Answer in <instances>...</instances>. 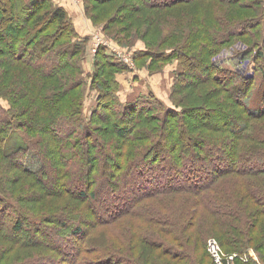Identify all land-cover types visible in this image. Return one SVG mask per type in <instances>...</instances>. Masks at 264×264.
<instances>
[{"label":"rangeland","instance_id":"obj_1","mask_svg":"<svg viewBox=\"0 0 264 264\" xmlns=\"http://www.w3.org/2000/svg\"><path fill=\"white\" fill-rule=\"evenodd\" d=\"M133 1L135 0H128L127 3ZM67 2L65 5L72 7L70 16L76 29V33H74L76 36H72L73 40L76 41L79 39L78 36H82L78 32L80 25L93 31L90 34L88 46L90 52H88V48L84 52L82 51V56L85 54V58H82L80 63L84 71L82 75L87 83L90 79L86 75L87 70L93 69L92 56L94 53H92L91 47L94 45L92 42L93 33L95 32L98 38L110 41L131 55L132 62L137 67L136 69L144 70L150 76L148 80L150 84H147V86L157 89L158 94L161 95L159 97L165 104H171L174 102V98L175 100L182 98L178 101V106L199 107L198 105L204 99H209V105L213 108H216L215 106H229L228 109H230L231 106L236 105L235 101L223 89L219 88L218 84L210 80L199 86L195 85L194 87L180 89L172 95V85L176 79H173L171 84L167 85L165 74L167 69L168 73L174 78L176 72H181V67L185 68V66L190 67L192 74L198 76H211V74L206 72L204 63L199 61L197 57H193V60L186 58L188 60L187 65H182V62L179 64L180 60L178 61L176 57H173L170 61L168 59L161 60V58L164 49L168 48L169 50L170 47L186 42L190 37L194 38L203 33L201 31L203 26L205 28L204 32L207 31L208 27L224 32L226 27L235 24L237 29L242 30L240 32L234 30L230 43L224 45L212 58L214 60L213 64L217 67H225L228 70L235 71L245 77L256 75L249 90V96H247L248 104L251 105L250 108L257 107L258 102L263 97L264 79L254 69L252 56L243 58V54L247 52L248 45L255 44L254 41L259 37V33H256L259 26L255 28V25L258 24L260 6L263 2L264 7V0H227V2L222 0H153L155 3L154 8H141V11H137L138 9L134 11L124 10V4H127L124 0H100L96 2L95 6H92L94 2L91 1H87V4H85V0H68ZM74 13L78 16L73 15ZM116 14L121 17L113 24H109ZM253 20H255L253 24H256L253 27L246 28L245 25ZM262 25H264V21H262ZM121 29H124V32L119 34L118 32ZM4 48V44L0 43V49ZM34 50L36 51V47ZM154 52L158 54L156 55ZM136 54H138L137 58ZM6 55L4 53L3 56H0V64ZM23 56L28 57V54H23ZM55 59L56 56L51 58L52 61ZM18 73L19 70H14V65L13 67L7 64L0 65V74L12 79L15 85V90L12 93L16 94L21 91L22 86H27L23 80L22 71L19 75H17ZM188 79L191 78L188 77ZM79 89V86H77L74 92H78ZM212 89H215L216 92L208 96L207 91ZM95 95L94 88L88 87L83 107L86 116L94 108ZM25 100V92L21 91L20 101L25 103ZM11 102L7 96L6 98L0 97V104L4 108L11 107ZM14 105L16 109L18 106L16 107V103ZM27 109L28 107L24 108L28 118L30 117V111ZM262 121H264V117L254 120L258 123ZM103 122L105 121L103 120L101 123ZM230 124L235 125L238 123L231 122ZM66 125L65 123L62 125L50 124L48 130L41 131V133H44L41 135H39L40 131L38 130L33 132L31 129L20 127L18 133L22 139L17 134H12L8 139H5L4 143L0 141V193L17 206L12 205V211L7 210L4 215L6 218L15 216L17 211L22 210L28 215L38 216L41 219L31 220L32 223H28L26 220L23 223V233L10 234L14 238L23 235L25 239L29 235L35 236L30 242L33 241L36 245L31 247H23L20 245L19 240L5 239L3 238L4 234L0 235V264H22L23 262H33L32 264H210L212 259L208 256L207 241L211 238L217 241L222 251L225 248L231 251L229 253H237L247 259L251 257L264 264V215L255 214V210L260 209L261 204L259 202L264 200V173L256 172L258 174L242 175L235 174L233 171L230 173L224 171V175L221 176V170H227V165L233 164L232 161L225 157L223 152H217V160L223 165L209 167L206 158V160H196L191 156L188 151L193 150L191 145L193 141L188 140L186 143L189 150L185 153H182L181 147H177L175 150L178 149V153L174 156L175 151L161 145V153L158 158L153 156L142 157L141 163L136 166V170L132 168L136 173V176L130 180L133 183L132 186L129 184L124 187L122 195L118 196L119 189L114 179V172L116 171V162L122 158L119 157L120 159H118V156H116L118 147L113 140L115 136L108 130L99 136L101 140L99 143L102 144L103 151L109 155V159L106 166L102 165L107 169L104 175H100L97 178L98 180L96 179V182H98L96 197L82 200L78 195H75L77 189L82 190L84 187L82 185L84 178L83 166L79 169L76 167L74 171L71 167L63 165L65 172L68 169L72 170L64 181V189L67 193H53L54 184L58 180L56 171L53 169L52 160H57L56 158L59 159L60 157L54 153L50 154V151L46 153L45 176L40 180L46 189L42 192V186L34 182V178L25 177L22 167L19 165L23 163L30 164V166L35 164L32 161L33 157L28 156L27 160L24 159L22 163L17 159L14 163L10 159H5V156L13 153L19 146L26 145L25 142H30L26 139V132L33 137L29 139L33 141L34 149L39 150L37 147L47 149L49 141H53L50 134H53L52 132H56V130L62 133ZM105 125L103 124V126ZM202 131L208 133L205 128H202ZM204 136L202 135V138ZM39 137H42V139H39ZM144 138L146 139L144 143L150 142L151 137L144 135ZM117 141L120 142L119 139ZM125 146H121L124 155L128 152H136L134 144ZM193 151L199 153L201 150L195 148ZM61 152L65 153L66 151L60 149ZM212 153L214 154L210 149L209 155ZM98 158V155L93 156V162L98 163ZM188 159H190V162H188ZM108 164L110 165L109 169ZM185 169H190L186 178H184L186 173H181ZM193 175H197V179ZM204 176L206 178H203ZM235 176H237V179L234 182ZM213 177L218 178L215 180L216 182L219 181L220 189L232 187L234 195L230 193V195L224 196L223 201L217 199V202H210V204L204 206L202 204H207L208 201L204 198L200 201L197 193L189 188L194 182H204L205 179ZM243 179L248 181L247 186L244 184ZM234 183H237V185L234 186ZM163 185L174 188L171 191L167 189V191L163 190L164 192H161ZM112 186L113 191L110 189ZM243 187L248 189L250 193L257 194L258 197L261 196L263 200H259L258 197L256 199L248 197L249 192L244 190ZM208 188L210 189V186ZM207 189L205 188V190ZM144 191L147 194L142 197L139 206L130 207L136 201V197ZM114 192L116 194L113 195ZM247 192L246 198L243 194ZM207 195L208 192L204 191L203 196L208 199ZM91 203H93L95 210L103 213L104 216L102 215L101 219L104 221L98 223L87 220L88 224H81L84 230L90 228V223L95 224V226H91L90 235L93 238V243H88L89 248H87L85 242L77 247L74 245V243H77L76 238L79 241L81 240L82 233L71 232V227L61 226V235L51 234L53 228L58 227L56 225L50 227L53 224L51 218L55 219L57 215V225H61L63 213L82 217L89 216ZM211 204L219 206L220 210L210 207ZM232 204H235L236 208H233ZM216 211L219 214L218 216ZM189 214L191 217L187 235L186 232L178 235L175 231L180 230L181 232L185 228L184 220L187 221ZM194 214H198L196 220L193 218ZM168 218L176 219L177 225L157 223L158 220L164 221ZM48 223H50L49 227H47ZM66 223L76 227V224H73L71 220L66 219ZM5 224L4 219L3 225ZM234 225L236 227L241 226V228L237 230ZM162 228L171 229V231L162 232ZM43 231L46 233L43 234ZM231 234L234 236L231 237ZM162 237L171 241L178 248H174L173 252L170 251L171 254L167 253L162 245L156 242H159V238L162 239ZM220 237L225 238L229 246L220 245ZM81 247L86 251L84 249L80 250ZM223 252L226 253V251ZM235 258L243 260V258Z\"/></svg>","mask_w":264,"mask_h":264},{"label":"trees","instance_id":"obj_2","mask_svg":"<svg viewBox=\"0 0 264 264\" xmlns=\"http://www.w3.org/2000/svg\"><path fill=\"white\" fill-rule=\"evenodd\" d=\"M87 1L94 2L92 6H95L96 2L100 0H85V4H87ZM125 1L127 3L128 0ZM222 1L227 2V0ZM154 4L153 0H135L124 4L123 9L128 11L138 9L137 11H141V8H154ZM120 17L119 14H116L112 17L113 19L109 24H113ZM254 21L245 25L246 28L249 26L253 27L256 24H253ZM262 21H264L263 2H261L260 14L257 19L258 24L255 25V28L259 26L256 30V33H259V37L254 41L255 44L248 45L247 52H244L243 58L252 56L254 69L264 79V25H262ZM234 30L240 32L242 29H237V25L233 24L228 26V28L226 27L224 32L210 27L204 32L205 28L203 26L201 29L203 33H200L199 36L190 37L188 41L186 40V42L172 46L169 50L168 48L164 49L161 60L168 59L170 61L173 57H176L178 61L180 60L179 64L182 62V65H187L188 60L186 58L193 60V57H197L199 61L204 63L206 72L211 74V76H198L192 74L190 67H181L182 71L176 72V77L174 78L176 81L172 85V95L180 89L194 87L195 85L199 86L210 80L218 84L219 88L223 89L235 101V106H231L230 109H228L229 106H215L216 108H213L209 105V99H204L203 101L201 100L199 107L187 108L178 106V101L182 98H177V100L174 98L173 104L167 105L152 91L140 93L130 100L122 101L118 93L119 83L116 80V75L132 69L128 64L113 55L106 47L100 46L92 56L93 69L87 70L88 73L86 75L90 77L87 83L82 75L84 71L80 63L81 59L85 58V54L82 56V51L84 52L88 48V52H90L88 47L90 36H78V40H73L72 36H76L74 34L76 29L71 16L62 5H59L54 0H0V43L5 46L4 49H0V56H3L4 53L7 54L0 65L7 64L11 67L14 65V70H19L17 75L22 71L23 80L27 85L25 87L22 86L21 89L22 92H25L26 98L25 103H22L20 101L21 91L18 94L12 93L15 90L12 79L0 74V97L6 98L7 96L12 101L13 106V108L12 106L4 108L0 104V141L4 143L5 139H8L12 134H17L21 138L18 133L19 129H21L20 127L31 129L33 132L38 130L40 131L39 135H41L44 134L41 131L44 132V129L48 130L50 124H67L62 133L57 130L52 132L53 134L49 132L53 141H49L48 148L45 150L37 146L39 150L34 149L33 141L29 139L33 137L26 132V139L30 142H25L26 145L19 146L13 153L7 154L5 159H10L14 163L18 159L22 163L28 156L33 157L32 161L35 164L31 166L24 163L19 165L22 167L25 177L34 178V182L42 186L43 192L46 189L40 180L46 173L44 170V166L46 167L45 160H47L46 153L50 151V154L54 153L59 156V159L52 160L53 169L56 171L58 180L56 181L57 184L56 182L54 184L53 193L55 194L67 193L64 189V181L68 178V173L76 167L79 169L83 166L84 178L82 185L84 187L82 190L77 189L75 194L82 200L96 197V189L98 188L96 179L100 175H104L107 170L102 165L106 166L109 155L103 151L104 148L99 143L101 141L99 136L108 130L115 136L113 140L118 147L116 156H118V159H120L119 157L122 158L116 162V171L114 172V179L119 189L118 196L122 195L124 187L129 184L132 186L133 183L130 180L136 176L132 168L136 170V166L141 163L142 157L153 156L158 158L161 153V145H164V148L175 151L174 156L178 153V149L175 150L177 147H181L182 153H185L189 150L186 143L188 140L193 141L191 144L193 150L195 148L201 150V153H195L192 149L191 151L189 150L188 152L191 153V156L196 160L207 159L209 167H220L223 165L217 160L218 153L221 152L232 161L233 164L227 165V170H221V176L224 175V171L225 173L233 171L235 174L242 175L258 174L256 172L264 173V121L261 123L254 122V120L264 117V94L257 107L250 108L251 105L247 101L249 90L256 75L245 77L235 71L228 70L225 67H217L213 64L214 60L212 58L224 45L230 43ZM123 32L124 29H121L118 33ZM68 36L69 38H67ZM35 47L36 51L34 50ZM23 54H28V57L23 56ZM155 54L157 55L158 53ZM53 56H56V59L52 61L51 58ZM137 56L138 54H136V58ZM189 56L191 57L189 58ZM212 73L214 74L212 75ZM188 77L191 79H188ZM89 85L95 90L96 101L93 103L94 108L86 116L84 115L83 107L87 88H90ZM77 86L80 89L75 93ZM214 92H216L215 89L208 90L207 94L210 96ZM14 103H16V107L18 106L16 109ZM25 107H28L27 110L30 111V117L28 118L26 117L27 112L25 113L24 110ZM103 120L105 122L101 123ZM231 122L238 124L232 125L230 124ZM103 124L106 125L103 126ZM202 128H205L208 133L206 131L204 133ZM192 130L193 132H191ZM144 135L151 137V139L149 138V143H144L146 142ZM202 135L205 136L202 138ZM39 139H42V137H39ZM118 139L120 142L117 141ZM127 144H134L136 152H128V154L124 155V150H122L121 146L126 147L125 145ZM60 149H64L66 152L60 153ZM210 149L214 154L209 155ZM95 155L99 157L98 163L93 162V156ZM189 160L188 162H190ZM63 165L71 167L72 170L68 169L65 172ZM109 167L110 165L108 164V169ZM189 171L190 169L181 171L183 174L186 173L184 178L189 175ZM193 176L196 179L198 177L197 175ZM203 178L206 177L204 176ZM234 178L235 180L233 181L235 182L237 176ZM215 179L213 177L205 179L206 181L204 182H194L191 184L193 187L187 188L197 193L200 201L203 198L208 201L207 204H202L204 206L210 204V202H217V199L223 201L224 196L226 197L230 193L234 195L232 187L220 189L219 181L216 182L218 178ZM243 180L247 186L248 181ZM236 185L237 183H234V186ZM209 186L210 189L208 188ZM173 188L169 187V185H163L161 192H164L163 190L167 191V189L171 191ZM205 188L208 189L205 190ZM243 188L249 192V194L248 192L243 194L244 197L247 198V194L248 197H254L255 199L259 196L250 193L245 187ZM110 189L113 191V186ZM204 191L208 192V199L203 196ZM145 194H147L146 191L140 193L130 207L139 206ZM258 199L263 200L261 196ZM259 204H261L260 209L257 208L255 214L264 215V200L259 202ZM12 205L17 207L10 199L0 193V235L4 234L3 238L5 239L19 240L20 245L23 247L36 245L33 241L30 242L35 237L33 235H29L26 239L23 238V235H20L19 238L10 236L12 233H23L24 221L27 220L28 223H32L31 220H41L38 216L28 215L22 210L20 212L17 211L15 216L6 218L4 214H6L7 210L12 211ZM211 206L216 209L220 208L215 204H211ZM232 206L236 208L235 204H232ZM89 209V216L84 217L65 215L63 213L61 225H57L58 218L56 215L55 219L51 218L53 224L50 226V223H48L47 227L58 226L53 228V233H51L53 235L62 234L61 226L71 227V232L82 233L81 240L79 241L76 238L77 243H74V245L77 247L82 242H85L87 248H89L88 243H93L90 230L91 226H95V224L90 223L89 231L87 229L85 231L81 224H88L87 220H93L98 223L104 221L101 219L104 216L103 213L95 210L93 203L90 204ZM217 211L216 215L218 216ZM190 217L191 215L189 214L187 221L186 219L184 220L185 228L181 232L180 230L175 231L178 235L185 234V232L187 235ZM197 217L198 214L193 215L194 220ZM4 219L5 225H3ZM66 219L71 220L73 224H76V227L67 225ZM170 219L158 220L157 223L171 224V226L177 225L176 219ZM234 227L237 230L241 228V226L236 227V225ZM161 231H171V229L162 228ZM45 233L43 231V234ZM230 236L233 237L234 235L231 234ZM219 239L221 241L220 245L229 246L225 238L220 237ZM156 242L161 244L167 253L173 252L174 248H178L163 237L162 239L159 238V242ZM147 244L149 245V243ZM81 249L84 248L81 247ZM84 251L86 250L84 249ZM223 251H226V253L231 252L225 248ZM77 253L78 251L75 254L76 258ZM32 263L23 262L22 264ZM210 264H214L212 260ZM233 264L262 263L250 257L244 261L235 259Z\"/></svg>","mask_w":264,"mask_h":264},{"label":"crops","instance_id":"obj_3","mask_svg":"<svg viewBox=\"0 0 264 264\" xmlns=\"http://www.w3.org/2000/svg\"><path fill=\"white\" fill-rule=\"evenodd\" d=\"M54 1L59 5H62L68 11L69 15H71L70 13L72 7L71 6L67 7L65 5L66 3H68L67 2L68 0H54ZM73 15H77V14L74 13ZM91 28L93 29V27ZM90 30L91 29L80 25L78 32L82 36H88V35L90 36V34L93 32ZM136 68L137 67L134 66L131 71L129 70L126 72H121L116 75V80L119 83L118 93L120 95V99L122 101L130 100L136 97L137 95H139L140 93H147L148 91H152L154 92V94L161 96L158 94L159 92L157 89L147 86V84H150L148 83V80L150 79V76L147 75L148 73L144 70H138L139 68L138 69ZM165 74L167 76V85H169V83L171 84L174 77H172V75L168 73V69H167V73Z\"/></svg>","mask_w":264,"mask_h":264},{"label":"built area","instance_id":"obj_4","mask_svg":"<svg viewBox=\"0 0 264 264\" xmlns=\"http://www.w3.org/2000/svg\"><path fill=\"white\" fill-rule=\"evenodd\" d=\"M92 43H94V45L91 47L92 53H95L100 46H104L109 51H111L113 55L128 64L131 69L134 67L131 55L129 53H126L116 45L112 44L110 41H105L102 38H98L95 32L93 33ZM207 251L214 264H233L234 260L236 259L235 257L247 260V258L243 255L239 256L237 253L223 252L217 241L213 238L207 241Z\"/></svg>","mask_w":264,"mask_h":264}]
</instances>
